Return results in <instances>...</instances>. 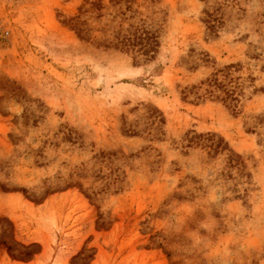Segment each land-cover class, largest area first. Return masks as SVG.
I'll return each instance as SVG.
<instances>
[{
    "label": "rangeland",
    "instance_id": "obj_1",
    "mask_svg": "<svg viewBox=\"0 0 264 264\" xmlns=\"http://www.w3.org/2000/svg\"><path fill=\"white\" fill-rule=\"evenodd\" d=\"M0 264H264V0H0Z\"/></svg>",
    "mask_w": 264,
    "mask_h": 264
},
{
    "label": "trees",
    "instance_id": "obj_2",
    "mask_svg": "<svg viewBox=\"0 0 264 264\" xmlns=\"http://www.w3.org/2000/svg\"><path fill=\"white\" fill-rule=\"evenodd\" d=\"M78 34H79V36H80L82 39L85 38V32H84L83 30L79 29V30H78ZM128 42H131V38H130V37H127V36H124V37L122 38V40L119 41V43L122 44V45H127V44H129ZM134 44H135V43H134Z\"/></svg>",
    "mask_w": 264,
    "mask_h": 264
}]
</instances>
